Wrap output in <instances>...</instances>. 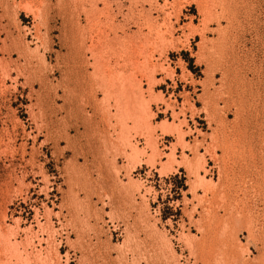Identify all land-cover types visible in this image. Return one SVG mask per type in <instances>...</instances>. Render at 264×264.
<instances>
[{"label": "rangeland", "instance_id": "374dc122", "mask_svg": "<svg viewBox=\"0 0 264 264\" xmlns=\"http://www.w3.org/2000/svg\"><path fill=\"white\" fill-rule=\"evenodd\" d=\"M0 264H264V0H0Z\"/></svg>", "mask_w": 264, "mask_h": 264}, {"label": "bare ground", "instance_id": "6f19581e", "mask_svg": "<svg viewBox=\"0 0 264 264\" xmlns=\"http://www.w3.org/2000/svg\"><path fill=\"white\" fill-rule=\"evenodd\" d=\"M128 121V120H127Z\"/></svg>", "mask_w": 264, "mask_h": 264}]
</instances>
